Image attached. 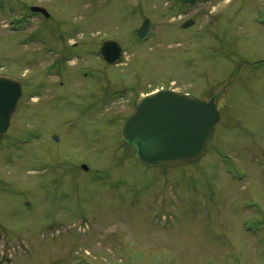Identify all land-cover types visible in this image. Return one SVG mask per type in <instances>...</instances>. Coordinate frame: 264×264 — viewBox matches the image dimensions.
Returning a JSON list of instances; mask_svg holds the SVG:
<instances>
[{
  "label": "rangeland",
  "instance_id": "1",
  "mask_svg": "<svg viewBox=\"0 0 264 264\" xmlns=\"http://www.w3.org/2000/svg\"><path fill=\"white\" fill-rule=\"evenodd\" d=\"M263 60L264 0H0V75L22 86L0 134V264H264ZM171 87L221 119L199 161L145 167L119 130Z\"/></svg>",
  "mask_w": 264,
  "mask_h": 264
},
{
  "label": "water",
  "instance_id": "2",
  "mask_svg": "<svg viewBox=\"0 0 264 264\" xmlns=\"http://www.w3.org/2000/svg\"><path fill=\"white\" fill-rule=\"evenodd\" d=\"M181 1L195 4L205 0ZM30 10L48 17L44 8L31 7ZM192 23L188 20L183 26ZM148 25L149 20L144 19L136 31L139 38L145 37ZM99 55L106 64H116L121 59L122 49L118 42L107 40L102 43ZM21 94L17 81L0 76V134L6 132ZM219 120L214 98L204 101L193 95L161 89L139 99L125 118L120 137L134 148L135 157L143 166L174 168L195 163L205 155ZM82 168L86 169L84 165Z\"/></svg>",
  "mask_w": 264,
  "mask_h": 264
},
{
  "label": "flooded vegetation",
  "instance_id": "3",
  "mask_svg": "<svg viewBox=\"0 0 264 264\" xmlns=\"http://www.w3.org/2000/svg\"><path fill=\"white\" fill-rule=\"evenodd\" d=\"M196 5V4H195ZM195 5H190V6H195ZM188 20V19H187ZM194 22V21H193ZM264 61V60H263ZM263 61H258L259 63L263 62ZM219 110V109H218ZM220 112V110H219ZM220 118H221V112H220Z\"/></svg>",
  "mask_w": 264,
  "mask_h": 264
}]
</instances>
